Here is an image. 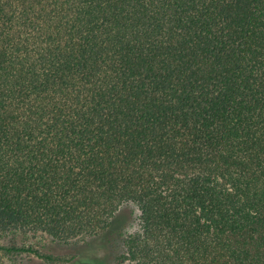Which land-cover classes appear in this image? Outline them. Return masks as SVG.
I'll return each mask as SVG.
<instances>
[{
  "label": "trees",
  "instance_id": "1",
  "mask_svg": "<svg viewBox=\"0 0 264 264\" xmlns=\"http://www.w3.org/2000/svg\"><path fill=\"white\" fill-rule=\"evenodd\" d=\"M0 264H264V0H0Z\"/></svg>",
  "mask_w": 264,
  "mask_h": 264
},
{
  "label": "rangeland",
  "instance_id": "2",
  "mask_svg": "<svg viewBox=\"0 0 264 264\" xmlns=\"http://www.w3.org/2000/svg\"><path fill=\"white\" fill-rule=\"evenodd\" d=\"M58 250V248L56 249ZM63 250H59V252H63ZM76 253L78 254V256H80L82 259L84 260H88L92 257H96V256H100L101 258L103 257V253L102 250L100 248H98L97 246L94 245V243H89L86 245H82L79 246L76 249Z\"/></svg>",
  "mask_w": 264,
  "mask_h": 264
}]
</instances>
